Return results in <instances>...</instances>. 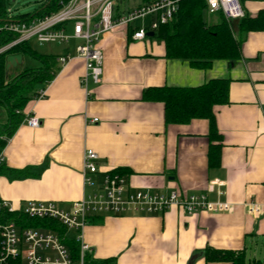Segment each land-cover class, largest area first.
Segmentation results:
<instances>
[{"label": "crops", "instance_id": "0c3cea01", "mask_svg": "<svg viewBox=\"0 0 264 264\" xmlns=\"http://www.w3.org/2000/svg\"><path fill=\"white\" fill-rule=\"evenodd\" d=\"M153 1L128 0L121 12L118 0L115 16ZM259 2L246 16L256 18L264 11V0ZM205 18L215 25L221 15L206 11ZM151 21L120 26L102 37V81L90 83L87 91L81 85L86 73L82 58L74 57L65 66L57 62L54 79L38 90L45 89V98L36 95L25 108L26 114L40 118L41 127L23 123L5 147V166L30 169L31 176L14 181L1 176L0 199L15 209L38 201L69 210L85 194L84 154L90 149L99 155L102 171L126 172L135 190L158 195L179 190L230 205L228 212L218 214L190 216L174 207L164 214L99 217L84 231L95 260L189 264L195 254L211 248L245 252L246 264H264L258 250L264 240V32L244 36L240 60L217 61L198 70L167 59L164 42L154 36L133 39ZM68 53L74 54L73 49ZM15 65L10 62V67ZM215 79L232 83L230 104L214 109L222 136L221 165L210 168L209 122L168 125L164 104L143 98L153 88H193ZM212 182L223 185L211 188ZM251 203L263 213L250 214ZM194 264L230 263H211L203 255Z\"/></svg>", "mask_w": 264, "mask_h": 264}, {"label": "built area", "instance_id": "2783aa9c", "mask_svg": "<svg viewBox=\"0 0 264 264\" xmlns=\"http://www.w3.org/2000/svg\"><path fill=\"white\" fill-rule=\"evenodd\" d=\"M118 0H61V9L46 16L16 14L9 7L6 17L0 21V41L12 37L13 40L0 48V55L9 50L37 41L40 45L66 44L72 40L82 41L74 54L57 56L62 66L72 58L85 61L86 73L81 85L88 90L89 84L99 85L103 76V54L99 48L102 37L117 27H129L136 22L151 18L133 35L136 41H143L159 26L171 22L179 10L181 0H155L129 11L123 16H115ZM207 13L221 15L228 21H239L246 14L240 0H206ZM72 34L68 35V29ZM89 95V91H88ZM45 98V89L37 93V99ZM98 122V120H94ZM31 129H38L42 122L35 114H27L24 122ZM10 140V139H9ZM8 140V142H9ZM7 142V143H8ZM99 155L94 150L84 154V190L79 201L73 202L69 210L60 208L54 202L31 201L15 209L3 201L1 207L8 212H21L32 219H54L60 222L72 239L79 243V257H73L59 234L51 230L20 229L15 223L0 222V264L8 260L22 259L25 264H87V255L92 249L84 239V231L92 217H124L129 215L164 214L177 207L187 215L198 212L224 213L230 205L211 202L205 195H187L179 190L169 195L153 194L150 190H135L119 171H102ZM5 163V148L0 152V166ZM221 182H212L213 186ZM249 213L261 215L263 208L258 204L248 205ZM263 210V211H262ZM73 233V234H72Z\"/></svg>", "mask_w": 264, "mask_h": 264}, {"label": "trees", "instance_id": "16d2710c", "mask_svg": "<svg viewBox=\"0 0 264 264\" xmlns=\"http://www.w3.org/2000/svg\"><path fill=\"white\" fill-rule=\"evenodd\" d=\"M60 1L42 0L35 12L41 17L55 13L61 9ZM9 7L11 0H0V21L6 17ZM206 11V0H181L175 18L168 24L159 26L154 32V37L165 44L167 59L188 62L192 68L206 70L217 61L240 60L244 36L251 32H264V11L256 18L245 16L239 21H228L221 16L220 22L215 25H210L206 21ZM6 38L8 39L0 41V48L13 40L11 36ZM24 55L37 61L40 67L22 69L16 75H11L10 59ZM56 71L57 56L40 55L28 44L19 45L0 55V109L4 111V117L0 116V152L23 124L27 116L25 113L27 104L36 97L41 87L54 79ZM231 83L230 79H215L193 88H153L145 92L143 100L164 104L165 120L168 125H188L193 120H207L210 124L208 162L210 168H218L221 165L222 136L217 128L214 109L230 104ZM119 172L126 173L121 170ZM1 176L11 181L20 180L30 177L31 170H10L4 163L0 166ZM2 202L0 199V222L15 223L20 229L56 232L73 257L76 259L79 257V243L72 239L71 233L68 234L60 222L54 219H32L21 212L10 213L1 207ZM98 218L92 217L88 225ZM204 256L211 263L246 264L245 252L208 248ZM111 262L112 260H95L91 253L87 255V264ZM6 264L25 263L22 259H16L8 260Z\"/></svg>", "mask_w": 264, "mask_h": 264}, {"label": "rangeland", "instance_id": "374dc122", "mask_svg": "<svg viewBox=\"0 0 264 264\" xmlns=\"http://www.w3.org/2000/svg\"><path fill=\"white\" fill-rule=\"evenodd\" d=\"M42 0H11V7L14 10L16 14H31L34 13L39 7ZM128 0H122V2L118 5L119 11L123 12L126 10ZM241 6L245 12V14H252V9L257 5L259 0H240ZM117 5V4H116ZM116 11V10H115ZM115 13V12H114ZM216 19V18H215ZM217 20V19H216ZM216 22V21H215ZM218 22V21H217ZM68 35L72 34L71 29L69 28L67 31ZM82 41L79 40H72L66 44H54V45H40L37 41L31 42L30 46L33 49V51L37 52L40 55H49V54H55L59 51H65L67 52V49H74L76 46L81 45ZM65 53L59 54V55H65ZM11 62H14L16 64L15 66H11L9 69V72L11 75H16L19 73L22 69H35L40 66V64L35 61L34 59L30 58L27 55H24L20 58L18 57H12ZM1 110V109H0ZM0 116L4 117V111H0ZM2 120L4 118H1ZM261 249V250H260ZM262 254L264 255V240L259 243V248ZM263 258V257H262Z\"/></svg>", "mask_w": 264, "mask_h": 264}, {"label": "water", "instance_id": "95a60500", "mask_svg": "<svg viewBox=\"0 0 264 264\" xmlns=\"http://www.w3.org/2000/svg\"><path fill=\"white\" fill-rule=\"evenodd\" d=\"M148 36H154V33H149ZM20 58V57H18ZM10 62H11V59H10ZM204 254L203 253H197L195 254L191 260H190V263L189 264H194L199 258H201Z\"/></svg>", "mask_w": 264, "mask_h": 264}]
</instances>
